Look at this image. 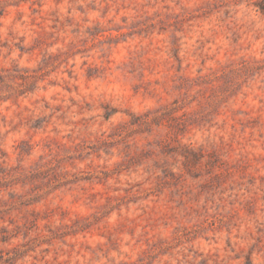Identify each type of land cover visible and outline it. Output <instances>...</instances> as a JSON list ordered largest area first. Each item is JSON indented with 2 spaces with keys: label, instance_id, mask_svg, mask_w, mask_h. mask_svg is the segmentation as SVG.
<instances>
[{
  "label": "rangeland",
  "instance_id": "obj_1",
  "mask_svg": "<svg viewBox=\"0 0 264 264\" xmlns=\"http://www.w3.org/2000/svg\"><path fill=\"white\" fill-rule=\"evenodd\" d=\"M264 0H0V264H264Z\"/></svg>",
  "mask_w": 264,
  "mask_h": 264
},
{
  "label": "trees",
  "instance_id": "obj_2",
  "mask_svg": "<svg viewBox=\"0 0 264 264\" xmlns=\"http://www.w3.org/2000/svg\"><path fill=\"white\" fill-rule=\"evenodd\" d=\"M264 10V8H262Z\"/></svg>",
  "mask_w": 264,
  "mask_h": 264
}]
</instances>
